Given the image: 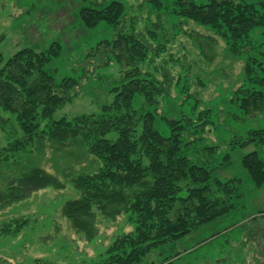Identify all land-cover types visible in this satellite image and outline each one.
I'll use <instances>...</instances> for the list:
<instances>
[{
	"label": "trees",
	"instance_id": "16d2710c",
	"mask_svg": "<svg viewBox=\"0 0 264 264\" xmlns=\"http://www.w3.org/2000/svg\"><path fill=\"white\" fill-rule=\"evenodd\" d=\"M144 2L151 5L152 13L163 5L162 0ZM169 4L167 13L179 25L192 23L202 28L211 34L205 40L221 41L228 54L243 60L244 82L264 87V0H205L199 4L170 0ZM76 18L84 29L100 24L112 29V38L99 41L92 55L105 50L104 65L112 60L116 63L121 83L112 88L113 100L98 114L55 118L78 86L77 80L56 78L49 68L61 56V46L54 42L42 51L25 47L6 60L0 56V109L13 115L20 133L0 149V211L50 185L63 188L57 176L69 179L78 196L63 204L61 215L74 231L94 238L97 217L124 216L132 226V231L119 236L88 264H140L158 247L230 213L240 197V180L222 182L210 168L218 147L207 145L204 137L214 127L211 120L219 111H198L194 103L195 114L157 118V100L167 94L155 65L161 48L151 44L161 30L158 20H148L150 27L138 30L125 5L117 1L96 9L81 7ZM128 21L132 25L125 30ZM231 95L227 103L244 116H264V90L244 87ZM158 119L167 134L156 130ZM252 143L264 146V129L250 132L237 145L244 148ZM198 146L206 156L193 160L189 153ZM48 151L86 160L80 162V171L63 169L50 175L41 168ZM241 167L255 188L264 185V162L256 151L241 158Z\"/></svg>",
	"mask_w": 264,
	"mask_h": 264
},
{
	"label": "rangeland",
	"instance_id": "374dc122",
	"mask_svg": "<svg viewBox=\"0 0 264 264\" xmlns=\"http://www.w3.org/2000/svg\"><path fill=\"white\" fill-rule=\"evenodd\" d=\"M110 1L125 5L138 30L144 25L150 27L146 24L148 20L160 22L156 40L148 36L153 46L161 48L155 65L159 80L167 85L163 84L166 97L157 100V118L177 119L190 112L195 114L194 103H198V111L207 109L211 114L219 111L218 117L211 120L214 127L204 137L207 145L218 147L211 157L210 168L215 169L213 176L222 182L240 180V197L234 200L235 207L230 213L180 240L158 247L140 264H159L165 258L170 259L168 264H264V185L255 188L241 167V158L253 151L264 162V146L237 145L250 137V132L264 129V116L259 113L244 116L239 108L227 103L231 93L240 88L253 86L264 90V87L244 82L243 60L228 54L221 41L205 40L211 36L209 32L192 23L179 25L167 13L170 0H162V8L153 13L145 0H0L1 58L6 60L25 47L42 51L51 43H58L61 56L49 68L56 78L77 80L78 86L70 103L54 117L98 114L113 100L112 88L121 83V74L113 60L104 65L105 50L93 56L92 48L99 41L110 40L113 32L103 24L84 29L76 14L81 7L96 9ZM194 1L199 4L205 0ZM131 25L128 21L124 29ZM152 45L150 48H155ZM183 67L187 75L182 72ZM162 124L158 119L155 128L167 134ZM15 128L13 115L0 109V149L20 137ZM201 147L190 151L193 160L206 156ZM45 155L41 168L55 176L63 169H69V173L80 171V162L86 160L49 151ZM225 155L229 160L224 159ZM57 177L63 188L50 185L0 211V264H88L103 255L119 236L132 231L124 216L113 220L97 217L92 239L74 231L70 221L61 215V208L66 201L76 198L78 192L69 179Z\"/></svg>",
	"mask_w": 264,
	"mask_h": 264
}]
</instances>
